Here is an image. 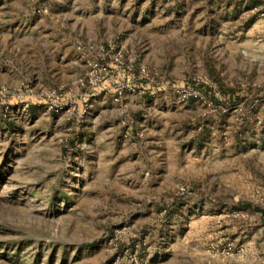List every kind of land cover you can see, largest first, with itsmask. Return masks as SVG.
Here are the masks:
<instances>
[{"label": "rangeland", "instance_id": "rangeland-1", "mask_svg": "<svg viewBox=\"0 0 264 264\" xmlns=\"http://www.w3.org/2000/svg\"><path fill=\"white\" fill-rule=\"evenodd\" d=\"M75 1L95 7L0 0V19L69 17ZM121 1L103 7H136L134 47L89 41L94 58L84 51L76 78L52 77L59 87H34L0 61V264H264V216L246 206L264 208V0ZM30 96L59 118L42 155ZM115 98L122 135L154 134L170 161L152 187L132 172L107 181L66 153L91 99Z\"/></svg>", "mask_w": 264, "mask_h": 264}, {"label": "crops", "instance_id": "crops-1", "mask_svg": "<svg viewBox=\"0 0 264 264\" xmlns=\"http://www.w3.org/2000/svg\"><path fill=\"white\" fill-rule=\"evenodd\" d=\"M103 1L93 0L91 4L95 7H90L88 10L79 7L82 3L75 1L76 7H73L74 12L69 14V17L66 14L48 15V19L44 17L38 19L33 16L37 22L13 21L11 15L5 13L3 19H0V29L9 37L0 42L2 46L0 61H3L1 68L9 74L16 71L25 76L27 83L34 87L50 85L59 87L62 83L59 84L57 79L63 81L76 78L81 74L80 67L83 66L86 55L94 58L93 51L88 50L89 41L93 43L94 48L98 43L116 38L124 46H128L127 48L134 47L139 31L137 30L139 21L135 19L136 7L129 9L116 7L113 10L103 7ZM120 3L123 2L119 0ZM65 10L66 8L63 7L62 11ZM125 12L128 18L121 16ZM25 15L26 13H23L22 16ZM28 16L30 17L29 14ZM20 24L28 31L23 38H20L17 31L12 33L13 29L20 27ZM100 33L105 39L101 37L99 40ZM84 51L88 54L85 55ZM52 77L57 79L54 81ZM109 81L110 79L105 80L95 89L99 92L107 89ZM30 98L32 104L28 115L34 117V122L38 125L37 132L42 135V141L36 145L37 152L42 155L46 154L44 149L46 137L59 127V118L56 114L42 110L36 98L31 96ZM118 102V98L101 99V102L91 99L88 113L82 111L73 120L72 127L79 128L82 132L70 137L69 145L73 147L66 145V153L79 158V162L73 159L74 163L77 166L80 164V167L90 174L97 173L98 170L107 172L105 175L107 181L117 179L122 182L125 175L132 172L136 174V181H139L135 186L152 187L162 173L168 172L170 161L166 154L154 148V134H146V137L141 139L134 136L126 139L122 135V125L116 124L114 118L108 115L109 104ZM97 104H100L96 109L100 116L95 120L101 121L99 126L94 125V118L90 116L91 113L94 114L93 108H96ZM78 138L82 142L81 145L77 144ZM101 166L103 167L100 169ZM162 182L164 184V181Z\"/></svg>", "mask_w": 264, "mask_h": 264}, {"label": "trees", "instance_id": "trees-1", "mask_svg": "<svg viewBox=\"0 0 264 264\" xmlns=\"http://www.w3.org/2000/svg\"><path fill=\"white\" fill-rule=\"evenodd\" d=\"M246 206H247V207H253L255 210H258L259 212H261V214L264 216V208L257 207V206H253V205L250 204V203H247Z\"/></svg>", "mask_w": 264, "mask_h": 264}, {"label": "built area", "instance_id": "built-area-1", "mask_svg": "<svg viewBox=\"0 0 264 264\" xmlns=\"http://www.w3.org/2000/svg\"><path fill=\"white\" fill-rule=\"evenodd\" d=\"M52 107H49V109H51ZM55 111H58V108L57 109H55Z\"/></svg>", "mask_w": 264, "mask_h": 264}]
</instances>
